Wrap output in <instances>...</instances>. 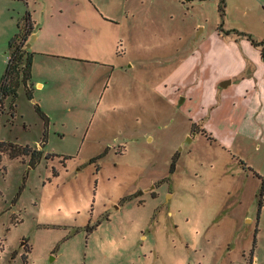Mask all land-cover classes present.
<instances>
[{
  "label": "rangeland",
  "instance_id": "374dc122",
  "mask_svg": "<svg viewBox=\"0 0 264 264\" xmlns=\"http://www.w3.org/2000/svg\"><path fill=\"white\" fill-rule=\"evenodd\" d=\"M28 15L45 87L5 100L0 139L43 156L3 155L0 264H264V141L240 126L264 0H0V86Z\"/></svg>",
  "mask_w": 264,
  "mask_h": 264
},
{
  "label": "trees",
  "instance_id": "16d2710c",
  "mask_svg": "<svg viewBox=\"0 0 264 264\" xmlns=\"http://www.w3.org/2000/svg\"><path fill=\"white\" fill-rule=\"evenodd\" d=\"M18 27V32L9 42L10 55L5 73L1 78L0 112L3 110L5 100L9 97L12 99V109H16L18 89L22 83L25 84L29 97L33 98V86L31 85L33 53L27 49V43L34 32V24L30 16L25 17V22L19 23ZM238 34L242 33L238 32ZM262 56L264 57V50ZM36 106L39 112L48 119L39 105L36 104ZM5 153L12 158L20 157L24 159L29 157L31 166L36 165L43 156V150L41 149L0 139V163Z\"/></svg>",
  "mask_w": 264,
  "mask_h": 264
},
{
  "label": "crops",
  "instance_id": "0c3cea01",
  "mask_svg": "<svg viewBox=\"0 0 264 264\" xmlns=\"http://www.w3.org/2000/svg\"><path fill=\"white\" fill-rule=\"evenodd\" d=\"M92 12L95 13L96 15L98 14L97 11H95V10H92ZM32 22L34 24V32H35V22L33 20H32ZM34 32L31 35L32 36L31 40H33L36 37ZM73 42L78 43V44L83 42L85 44H94L95 46L98 45L97 40H95V36L93 37V35H91V36L85 35L83 37V39L78 38V39H75L74 41H72L71 43H73ZM29 44H30V39L27 43V49L28 50H29ZM243 48L245 51H247V53L252 52V48H251L250 44L243 42ZM32 53H33V63H34L36 52H32ZM52 54H54L53 56L63 57L64 59H70V60H76L77 58H79V59H81V58L95 59V57H86V56H82L79 54H73L71 52H66V51H61V52L60 51H52ZM68 63H71V61H68ZM208 63L210 64V61H208L206 59H203L201 62L197 61L196 63L194 60L192 62V66H190L186 70L185 73H187L189 70L193 69V67L196 71L198 70L199 76L197 77L196 83L199 86L201 83V75H202V71H200V70H203V68L206 67L208 65ZM250 63H251L250 73L248 75L247 82L245 84H243V86H245V88L248 92L254 91L255 103H254V108H253V119L251 118V115H250V114H252L251 109L248 107L247 113H246L244 119L240 122V126L242 128H245L246 126H248L249 129L253 128L254 132L260 136V140L264 141V59H263V57H261L260 55H258L256 53V58H254V60H251V62H249L248 64H246L243 67V69L245 71L248 70ZM33 68H34V65H32V74H33ZM167 78L168 77L166 76L161 82L166 83L167 81H169L172 84L170 86V92H172L174 89L178 90L176 88L177 85L175 82V80H177V76L174 77V80H172V79L167 80ZM232 78H234V77H232ZM231 83H232V81H230V84ZM31 85L33 86V88H32L33 89L32 100L36 101V98L34 97V93H35L34 89H35V87L43 89L45 87V82L41 79H38L35 82V84L31 82ZM215 85H216V90L220 89V87L222 89V87H223V83L220 84V82H216ZM203 86H205V87L208 86L207 77L204 78ZM155 88H157V87L155 86L154 89ZM157 90H159V89H157ZM182 99L184 100V99H186V97L183 96ZM46 114L49 116L48 112H46ZM248 115L250 116V120H247Z\"/></svg>",
  "mask_w": 264,
  "mask_h": 264
}]
</instances>
